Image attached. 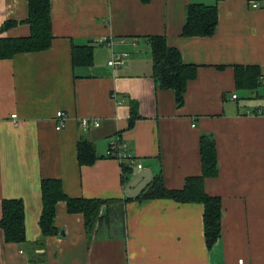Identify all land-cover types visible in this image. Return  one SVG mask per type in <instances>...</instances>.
<instances>
[{
	"label": "crops",
	"instance_id": "obj_1",
	"mask_svg": "<svg viewBox=\"0 0 264 264\" xmlns=\"http://www.w3.org/2000/svg\"><path fill=\"white\" fill-rule=\"evenodd\" d=\"M193 3L217 6L212 36L182 35ZM50 9L51 47L0 60V220L4 200L21 199L25 212L24 241H5L0 227V264H264V0H52ZM28 14V0H0V37L28 36ZM154 35L196 66L181 106L153 77ZM85 45L91 63L75 65L73 46ZM113 53L127 56L110 66ZM235 65L258 66L262 85L239 89ZM202 134L219 166L204 189L223 208L211 247L203 204L142 197L157 178L180 190L202 174ZM81 140L95 145L92 165L79 164ZM117 140L131 159L107 156ZM43 179L72 198L108 200L93 231L60 201L58 232L43 236Z\"/></svg>",
	"mask_w": 264,
	"mask_h": 264
},
{
	"label": "trees",
	"instance_id": "obj_2",
	"mask_svg": "<svg viewBox=\"0 0 264 264\" xmlns=\"http://www.w3.org/2000/svg\"><path fill=\"white\" fill-rule=\"evenodd\" d=\"M52 0H28L29 14L23 21L30 27L25 37H0V60L8 59L19 53L47 50L52 45L53 31L51 19ZM12 22L3 24V30ZM218 25V8L216 5L200 3L189 4L186 9V21L183 36H212ZM153 58V77L162 89L172 90L177 105L184 102L187 83L196 76V66L186 64L180 51L171 47L163 35L149 37ZM93 47L90 45L73 46L72 59L75 65L90 64ZM235 79L239 89L255 90L262 85L261 71L258 66L235 65ZM200 155L202 174L187 179L180 190L166 188L161 178L153 181L142 197L170 198L180 203H201L204 205V233L208 247H211L221 233L223 215L222 201L217 196L206 193L204 181L207 177H215L219 166L215 141L207 134L200 138ZM77 157L80 165H92L97 160L94 143L81 140L77 145ZM43 210L39 225L43 236L58 232L55 226L57 203L64 201L69 213H82L85 227L90 233L100 219L102 206L108 200L96 198H72L66 195L62 182L58 179L41 181ZM110 201V200H109ZM25 212L21 199L4 200L0 227L5 241L22 242L25 240Z\"/></svg>",
	"mask_w": 264,
	"mask_h": 264
},
{
	"label": "built area",
	"instance_id": "obj_3",
	"mask_svg": "<svg viewBox=\"0 0 264 264\" xmlns=\"http://www.w3.org/2000/svg\"><path fill=\"white\" fill-rule=\"evenodd\" d=\"M258 4H254V7H257ZM104 44L108 45V46H112L113 42L112 40H104L103 41ZM127 56L126 53L121 54L120 56H117L116 54L113 53L112 58L109 60L108 64L110 66H116L119 65L120 63H122L123 58ZM234 98H236V96L234 95ZM261 110H257V113H260ZM13 118H16L17 115L13 114L12 115ZM67 123V116L66 114L62 111L59 110L56 112L55 114V125H56V129L61 130L66 126ZM81 125L83 127H87L89 125V121L88 119H82L81 120ZM99 123L97 121H95V126H98ZM126 143L117 140L112 142L107 150V156L109 157H115L117 159H119L120 161L124 160V159H131V156L127 153V147H126ZM239 264H243V259H239Z\"/></svg>",
	"mask_w": 264,
	"mask_h": 264
}]
</instances>
